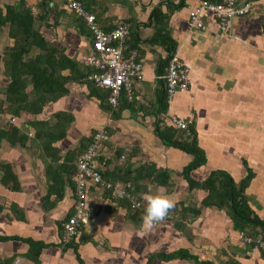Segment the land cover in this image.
<instances>
[{"label":"crops","instance_id":"crops-1","mask_svg":"<svg viewBox=\"0 0 264 264\" xmlns=\"http://www.w3.org/2000/svg\"><path fill=\"white\" fill-rule=\"evenodd\" d=\"M21 1L0 0V5ZM81 1L104 30L121 23L129 26L124 44L138 49L144 77L135 84V97L129 99L124 92L117 107L108 103L107 90L70 81L68 93L39 112L0 113V129L14 124L29 135L24 145H12L7 139L0 145V163H11L21 186L12 189L0 181V264H15L18 258L39 264H148L154 253L175 250H187L196 259L157 257L152 264H264V251L241 238L253 235L237 230L226 209L204 205L209 190L192 188L185 177L201 182L213 171L224 170L238 185L248 175L247 161L255 177L246 196L264 219V0H253L251 13L235 18L228 30L208 15L205 28L189 29L190 12L202 0H184L179 8L171 6L182 0H169L172 4L168 0ZM24 2L34 14H46L37 17V25L54 47L91 68L85 57L92 37L84 19L64 0ZM159 5L169 13L176 52L190 65L192 78L188 90L167 96L165 110L161 102L166 84L161 75L170 51L162 42L147 39L155 32L152 12ZM8 27H0L6 30L0 54L10 44ZM0 70V100H4L10 80L4 62ZM172 116L188 118L206 154V162L189 172L194 155L164 142L156 129L168 125ZM99 129L108 131L100 157L103 178L113 184H132L129 191L142 205L134 207L132 200L114 198L110 191L93 186L88 198L91 217L77 236L66 241L64 222L76 202L69 173ZM63 131L66 134L59 137ZM154 165L165 171L167 183L153 180ZM2 174L0 170V179ZM158 193L170 196L176 209L145 233L141 228L147 207L144 196ZM193 209L200 213L195 215ZM32 241L44 243L41 252Z\"/></svg>","mask_w":264,"mask_h":264},{"label":"trees","instance_id":"trees-1","mask_svg":"<svg viewBox=\"0 0 264 264\" xmlns=\"http://www.w3.org/2000/svg\"><path fill=\"white\" fill-rule=\"evenodd\" d=\"M166 3L172 4L169 0ZM184 5L185 1L182 0L177 4H172L171 8H179ZM161 7V5L157 6L152 12V23L155 27V32L147 39L149 41L162 42L169 49V56L164 59L162 64V67H165L169 57L176 51L177 44L168 28L169 13L163 11ZM39 16L34 14L24 0L18 4L0 5V27L8 25V35L10 37V44L5 46L2 54H0V63L4 62V72L10 79L5 87L6 98L0 100V113L6 110L17 114L39 112L48 102L56 101L68 93V82L92 83L87 79V75L92 71V68L82 67L76 60L54 47L39 31L37 25V17ZM45 16L46 14H43L40 17L45 18ZM33 46L38 47L39 51L34 55H28ZM65 70H69L70 73L66 75L64 73ZM29 84L32 85V88L28 90ZM92 92L95 93L96 90L93 89ZM167 96L166 91L161 102L163 110L167 109L168 106ZM60 120L62 119L60 118ZM156 129L164 142L180 147L194 155L195 159L186 169L187 172L198 168L206 162V154L204 149L198 144V134L194 125L190 124L189 131H184V129H179L169 124L164 127L157 125ZM65 134L66 132L63 131L59 137ZM6 139L12 145L18 143L24 145L29 139V135L21 131L18 126L10 124V127L6 130L0 129V145ZM244 164L247 166L248 175L238 185L233 181L230 174L224 170L213 171L201 182L192 180L187 174L185 177L192 188L202 187L209 190L208 196L204 199V205H214L226 209L237 230L255 237L263 235L264 238V219L255 213L246 196V189L250 185L251 179L255 177V172L248 166L247 161L244 160ZM11 166L9 162L0 163V170L3 173L0 181L3 185H8L12 189H20L18 177ZM73 168L74 166H72V170L70 169L71 172L69 174L71 175L76 167ZM163 173L165 171L156 169L154 165L153 180L167 183ZM55 183L54 181L53 184ZM0 210H2L1 206ZM193 213L198 215L200 210L193 209ZM176 223L180 228L183 227L179 218ZM32 244L34 246L40 245V252L44 246V243L41 244L39 241H32ZM39 251L37 252L38 254H40ZM34 256L37 257V254H34ZM176 256L184 259H196V256L191 255L187 250H175L170 253H154L150 256L148 264H152L157 257L169 259ZM202 264L215 263L202 261Z\"/></svg>","mask_w":264,"mask_h":264},{"label":"built area","instance_id":"built-area-1","mask_svg":"<svg viewBox=\"0 0 264 264\" xmlns=\"http://www.w3.org/2000/svg\"><path fill=\"white\" fill-rule=\"evenodd\" d=\"M66 6L79 18L86 22L92 37L91 51L85 57V63L92 68L87 79L100 89L108 91L107 101L117 107L122 94L125 92L129 99L135 97V84L144 77V62L139 60L138 49L128 48L124 40L128 35L129 26L125 23L118 24L113 30L106 31L102 28L96 15L89 11L81 0H64ZM254 7L253 0H202L192 8L188 20L191 30L205 28L204 16L208 15L218 25L228 30L232 21L240 16L249 15ZM165 79L166 91L169 97L180 90H188L191 86V67L177 53L173 52L168 59L166 72L161 75ZM184 131H189L190 122L184 116H172L167 120ZM181 123L183 127H181ZM108 138L106 129L97 130L85 151L79 154L76 169L71 178L76 186V202L73 214L64 222V239L70 241L80 233L85 222L90 219L91 211L88 206L90 189L100 187L111 192L112 197L130 199L134 207H140L141 201L135 199L129 189L132 184H113L102 176L100 161L103 142ZM118 193H126L121 197ZM245 244L254 245L264 251L263 236L254 237L242 235ZM15 264H39L38 262H23L20 258Z\"/></svg>","mask_w":264,"mask_h":264},{"label":"clouds","instance_id":"clouds-1","mask_svg":"<svg viewBox=\"0 0 264 264\" xmlns=\"http://www.w3.org/2000/svg\"><path fill=\"white\" fill-rule=\"evenodd\" d=\"M180 126L183 127V124L181 123ZM118 195L124 197L127 194L118 193ZM144 199L147 202V207L142 218L141 228L143 232L149 233L156 225L163 222L168 216H170L169 214L175 208V201L170 196L159 193L155 195L146 194Z\"/></svg>","mask_w":264,"mask_h":264},{"label":"rangeland","instance_id":"rangeland-1","mask_svg":"<svg viewBox=\"0 0 264 264\" xmlns=\"http://www.w3.org/2000/svg\"><path fill=\"white\" fill-rule=\"evenodd\" d=\"M5 30V28L4 29H2L1 28V30H0V40L3 38V37H5L6 36V30ZM3 36V37H2ZM6 38V37H5ZM1 42V41H0ZM2 43V42H1ZM38 47H35V46H33L32 48H31V51H30V53H28V55H34L36 52H38ZM0 72H1V70H0ZM0 77H2V75H1V73H0ZM0 82H3V80H2V78H0ZM2 87L0 86V89H1ZM4 92H5V90H4Z\"/></svg>","mask_w":264,"mask_h":264}]
</instances>
